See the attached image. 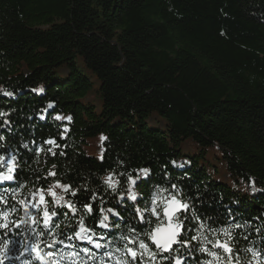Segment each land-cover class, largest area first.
Here are the masks:
<instances>
[{
	"label": "trees",
	"instance_id": "1",
	"mask_svg": "<svg viewBox=\"0 0 264 264\" xmlns=\"http://www.w3.org/2000/svg\"><path fill=\"white\" fill-rule=\"evenodd\" d=\"M0 113V155L17 165L0 181V213L26 222L0 229V264H131L130 228L145 227L136 209L161 189L178 193L189 216L240 226L232 264H264V0H0ZM210 149L234 186L194 164ZM129 175L140 177L137 201L127 198ZM38 189L59 227L44 229L42 213L19 203ZM53 191L76 211L55 205ZM195 223L188 236L200 238L155 264L212 259L199 248L223 236H201ZM81 227L92 242L75 235ZM39 232L42 260L32 251Z\"/></svg>",
	"mask_w": 264,
	"mask_h": 264
},
{
	"label": "snow or ice",
	"instance_id": "2",
	"mask_svg": "<svg viewBox=\"0 0 264 264\" xmlns=\"http://www.w3.org/2000/svg\"><path fill=\"white\" fill-rule=\"evenodd\" d=\"M6 95H12L11 93H6ZM49 107H52L49 104ZM5 115V113H0V116ZM57 120L61 117L57 116ZM3 139V137H0ZM49 145H55L54 139H49L46 141ZM51 151V149H49ZM16 157H11L5 162V156L0 155V166L6 167V172H0V181H12L14 179L13 173L16 171L17 165L15 164ZM143 175L146 177L148 174V169L141 170ZM50 175H55V173H50ZM140 177L133 178L132 176L127 177V182L130 186L126 190L127 198L131 201H137V194L133 191V188L137 184V180ZM108 184V187L112 189L113 192L117 191L118 181L114 182L110 177L105 181ZM56 187H62L66 192L69 190L68 185H60L58 182L55 185ZM175 185H172V188H175ZM167 192V195L164 193ZM39 194V199L37 202L31 205L32 208H36L39 213H42V223L43 228L48 229L50 227H59L56 225L53 218L58 215L56 210H49L47 208L46 193L43 189H38L37 193H32V196L35 197ZM75 195V192L72 193ZM52 197H54V204L63 208L65 205L67 208L71 209L73 212L76 211L75 205L70 201H64L63 196H57L53 191L51 192ZM95 199V197H93ZM123 199V197H121ZM0 201H4L3 196H0ZM63 201V203H62ZM22 205L27 206V202L21 200L19 202ZM43 206V207H42ZM84 207L87 209L88 213L93 212V205L86 204ZM108 213H111L113 216L119 217L120 213L114 211L112 208L106 209ZM190 205L183 202L179 198L178 193L169 192L168 189H161L152 196L149 204H146L143 209H136V215H138L140 222L145 225L140 230H137L135 226L130 228L131 232L135 233V237L128 241L129 244L133 245L132 247L126 246V254L130 257L131 264H155L157 257L162 259H169L171 253L178 251L179 249L175 247L179 245L180 247H185L187 244H190L191 241L198 240L200 237L196 235L188 236V227L187 225L193 220L196 222L194 229L197 232L201 233V236H204V231L210 233H216L223 236V239L217 238L211 241L212 248L200 247L199 251L201 253H206L212 259L204 260L202 264H232V261L235 257V249L233 247V232L232 227H240L239 225H229L223 228L213 227L212 224L207 223L204 219L200 218L195 212L189 216ZM147 213V215H145ZM66 214V213H65ZM10 213L9 211H4L0 213V229H4V234L7 235L8 231L11 230V227L20 228L21 222H13L8 219ZM27 216L31 217V223L35 225L40 224V217L32 216L31 212L26 213ZM135 218V217H134ZM109 217L105 215L101 220V224L104 228H108ZM83 223V222H81ZM115 227H119V224H115ZM35 230V229H33ZM203 230V231H201ZM87 229L81 227L80 232H76L75 235L81 239H87L91 241V237L87 235H82ZM43 235V232L37 233L36 242L32 245V251L35 253V258L37 260H42L44 256L41 254L40 244L42 241L39 239ZM143 237V238H140ZM207 239V237H204ZM123 239H128V237H123ZM62 242V241H61ZM10 241L4 240L3 242V252L6 255L8 251V244ZM57 243L56 240H53L52 243L47 244V247L51 248ZM96 248H101L102 245L99 242L95 243ZM213 249H218L215 251ZM27 250V249H25ZM164 253H168L169 256H163ZM48 257H52L54 253H46ZM147 258V261L145 260ZM128 264V262H126ZM176 264H181L179 259H176Z\"/></svg>",
	"mask_w": 264,
	"mask_h": 264
},
{
	"label": "rangeland",
	"instance_id": "3",
	"mask_svg": "<svg viewBox=\"0 0 264 264\" xmlns=\"http://www.w3.org/2000/svg\"><path fill=\"white\" fill-rule=\"evenodd\" d=\"M181 151L182 154L185 155V157H182V159L185 160L186 162H191L192 160L191 156H193V153L196 152V149L193 143L187 139L181 143ZM204 156L206 158V161L202 160L201 157H198L197 160L194 162V164L196 165L202 164L205 173L208 177L215 180L226 182L227 184L234 186L233 181H231L229 178L226 177L225 168L220 159V152L216 149H210L204 153ZM239 187H241V191L243 193L246 192V186L240 185ZM34 201L35 200L33 197H28L26 200V202L31 205L34 203Z\"/></svg>",
	"mask_w": 264,
	"mask_h": 264
}]
</instances>
